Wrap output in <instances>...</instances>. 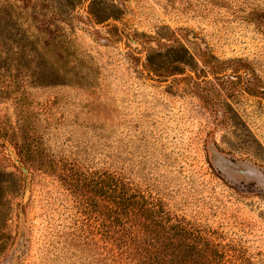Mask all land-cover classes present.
Instances as JSON below:
<instances>
[{
    "label": "rangeland",
    "instance_id": "obj_1",
    "mask_svg": "<svg viewBox=\"0 0 264 264\" xmlns=\"http://www.w3.org/2000/svg\"><path fill=\"white\" fill-rule=\"evenodd\" d=\"M169 228L264 264V0H0V264L167 259Z\"/></svg>",
    "mask_w": 264,
    "mask_h": 264
},
{
    "label": "trees",
    "instance_id": "obj_2",
    "mask_svg": "<svg viewBox=\"0 0 264 264\" xmlns=\"http://www.w3.org/2000/svg\"><path fill=\"white\" fill-rule=\"evenodd\" d=\"M72 179V178H71ZM113 190V189H112ZM111 190V193H113V191ZM124 201H126L125 199H123ZM129 203L131 204V200L130 198H128L127 201V205H129ZM146 212V217L150 216L149 214H151L149 211H145ZM150 219V218H149ZM157 223V222H154ZM163 233L167 234V239H169L168 243L163 245V247H159L158 252L162 253L165 252L168 256L167 259H152L151 255L153 254L152 250H150V246L146 245V244H142V245H136V244H132L130 243L127 244V246H125L126 248L123 249V253L125 255H127V257L131 258V259H135L138 261L139 264H192L191 261H189V258L187 257L186 259H182V260H175V258L172 256V254L175 253L176 249H178V254H186L188 253V249L192 250V247L195 248L196 245H189L185 244L184 239L187 238V234L184 230H170L169 229H164L161 230ZM164 235V234H163ZM166 236V235H165ZM172 236H176L177 238H179V242L176 240H171L170 238ZM173 249L172 252H169L170 249ZM203 249L201 248L198 251V254L202 255L203 254ZM172 256V258L169 259V256ZM203 256V255H202ZM211 264H216L215 261H210ZM201 263H205V259L201 258L196 264H201Z\"/></svg>",
    "mask_w": 264,
    "mask_h": 264
}]
</instances>
